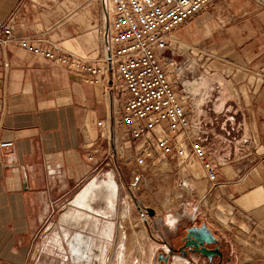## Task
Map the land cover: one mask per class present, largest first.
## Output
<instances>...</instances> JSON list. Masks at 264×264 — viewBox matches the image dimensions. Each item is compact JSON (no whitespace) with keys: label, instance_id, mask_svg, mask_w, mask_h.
<instances>
[{"label":"crops","instance_id":"0c3cea01","mask_svg":"<svg viewBox=\"0 0 264 264\" xmlns=\"http://www.w3.org/2000/svg\"><path fill=\"white\" fill-rule=\"evenodd\" d=\"M104 20L102 0H0V23L15 35L85 61L102 52ZM172 36L201 69L202 77L184 86L201 87L207 79L211 108L222 114L212 122L225 127L212 123L197 135L217 163V178L210 184L199 163L191 165L195 206L221 205L264 236V0H211ZM2 57L0 138L12 145L0 149V264H40L36 240L43 223L101 169L107 145L96 122L111 124L119 101L76 70L14 45ZM86 140L97 147L92 161ZM117 144L129 160L132 143L118 133Z\"/></svg>","mask_w":264,"mask_h":264},{"label":"built area","instance_id":"2783aa9c","mask_svg":"<svg viewBox=\"0 0 264 264\" xmlns=\"http://www.w3.org/2000/svg\"><path fill=\"white\" fill-rule=\"evenodd\" d=\"M108 2L109 9L103 0L105 20L99 31L104 37V47L89 61L36 45L0 23V71L7 67L2 53L9 45L68 70H76L82 81L102 85L112 102L119 101L115 111L111 108L115 115L111 124L104 119L96 122L98 139L107 145L103 164L115 162V155L123 156L122 152L116 153L117 146L121 149L117 144L120 133L132 143L129 160L133 168L143 170L153 161L170 158L177 166H182L180 171L186 172L188 177L191 163L196 161L207 182L214 183L217 163L198 140L197 135L203 131L199 109L191 102L192 96L184 90L183 80H180L182 67L189 59L182 66L177 65L174 55L180 48L172 36L173 30L211 0ZM185 66L187 69L189 64ZM179 85L181 88H177ZM11 145V141L0 138V149ZM83 147L86 159L92 161L97 147L87 140ZM113 169L118 172L119 167L113 165ZM186 185L191 191L192 183L186 182Z\"/></svg>","mask_w":264,"mask_h":264},{"label":"rangeland","instance_id":"374dc122","mask_svg":"<svg viewBox=\"0 0 264 264\" xmlns=\"http://www.w3.org/2000/svg\"><path fill=\"white\" fill-rule=\"evenodd\" d=\"M105 7H107L106 3ZM176 42L180 48L174 55L177 65L182 66L184 61L189 59L182 67L183 75L180 80L183 82L198 80L202 77L199 76L201 69L198 62L190 53L182 52L181 42ZM187 64L189 67L186 69ZM188 91L193 96L194 104L198 106L201 128L204 130L213 123L215 129L222 128L225 131V127L220 126L217 120L212 122L213 117L222 116V114L217 115L216 109L211 108V101L214 99L213 85L204 79L201 87L195 86ZM214 111L216 113H213ZM227 128L229 130V127ZM121 152V149L117 147V153ZM118 160H120L118 164L111 161L110 164L105 165L103 163L106 159H104L101 169L94 172L95 169L91 176L83 180L79 188L75 190V194L59 207L54 218L43 223L41 234L36 240L38 263L77 264L75 260H72L69 243L64 234L68 233L71 236L76 230L78 232V229L74 227L69 229L67 225L70 223H64L62 218L68 213L72 200L83 186L92 181L97 184L107 182L108 174L112 172L118 192L116 211L102 216L100 221L102 226L114 225V239L111 244H107L104 237L97 239L106 245L102 264H152L151 256L153 257L155 252L163 246L162 240L170 239L175 227L182 233L185 226L198 225L202 222L207 226L208 222L215 226L216 229L211 230L227 244L230 261L225 264H264V236L254 227L247 228L242 219L229 214L221 205L216 204V209L213 204L208 203L201 205L200 208L195 206L194 193L190 191V186L186 185V182L192 183V180H189V175L185 176L186 172L180 171L182 166H177L174 159L153 161L143 170L133 168L126 156H119ZM113 165L120 167L117 169L118 172L113 169ZM127 166L130 171L136 170L129 173ZM145 207L153 210L152 216L145 212ZM92 264H101V262L94 259ZM171 264L184 263L173 259Z\"/></svg>","mask_w":264,"mask_h":264},{"label":"bare ground","instance_id":"6f19581e","mask_svg":"<svg viewBox=\"0 0 264 264\" xmlns=\"http://www.w3.org/2000/svg\"><path fill=\"white\" fill-rule=\"evenodd\" d=\"M106 1L110 8V3ZM184 90L189 92L185 86ZM117 193V185L113 180V173L110 172L107 182L97 184L92 181L72 200L68 213L62 219L64 223H70L67 225L69 229L73 227L78 229V232L76 230L71 236L68 233L64 234L69 243L72 260L77 264H92L94 259L101 264L104 263L106 245L97 239L104 237L107 244H111L114 239V225L102 226L100 218L115 213ZM98 206L99 208H96Z\"/></svg>","mask_w":264,"mask_h":264},{"label":"flooded vegetation","instance_id":"af4514ba","mask_svg":"<svg viewBox=\"0 0 264 264\" xmlns=\"http://www.w3.org/2000/svg\"><path fill=\"white\" fill-rule=\"evenodd\" d=\"M199 224L187 225L184 229L190 226H199ZM184 229L183 232L180 233V229L175 227L170 239L162 240L163 246L155 252L153 257L151 256L152 264L157 262V254L159 252H161V258H167V264H171L173 259L181 260L184 264H225L230 261V254H228L226 249L227 244L216 232L209 229L215 241L204 245L205 249L213 251L212 255L207 258L194 250L193 246L184 245ZM158 264H163V261L160 259Z\"/></svg>","mask_w":264,"mask_h":264},{"label":"water","instance_id":"95a60500","mask_svg":"<svg viewBox=\"0 0 264 264\" xmlns=\"http://www.w3.org/2000/svg\"><path fill=\"white\" fill-rule=\"evenodd\" d=\"M103 3V0H102ZM145 212L149 215H153V210L151 208L145 207ZM185 242L186 246H193L194 250L203 255L204 257L209 258L213 251L205 249L204 245L214 242V238L210 233L209 227L205 223H200L199 226H190L184 229ZM161 252L157 254V262L154 264H158V261L161 259L163 264H167V258L160 257Z\"/></svg>","mask_w":264,"mask_h":264}]
</instances>
